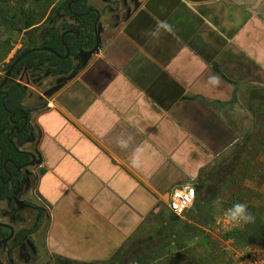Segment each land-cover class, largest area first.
I'll list each match as a JSON object with an SVG mask.
<instances>
[{"label":"crops","instance_id":"obj_1","mask_svg":"<svg viewBox=\"0 0 264 264\" xmlns=\"http://www.w3.org/2000/svg\"><path fill=\"white\" fill-rule=\"evenodd\" d=\"M138 3L97 50L73 60L75 72L57 75L41 106L25 104L36 140L20 149L37 157L29 170L47 208L43 248L66 259H110L173 188L193 184L238 140L224 106L196 96L231 101L236 80L222 57L245 48L241 29L259 26L264 0ZM160 22L171 31L150 36Z\"/></svg>","mask_w":264,"mask_h":264},{"label":"rangeland","instance_id":"obj_2","mask_svg":"<svg viewBox=\"0 0 264 264\" xmlns=\"http://www.w3.org/2000/svg\"><path fill=\"white\" fill-rule=\"evenodd\" d=\"M64 1L18 0L10 4L11 8H8L4 14L10 22L3 24L0 18V80L5 77L14 59L32 48L34 44H41L48 29L55 26L62 31L61 25L64 22L76 25V21L64 11L60 13L55 11ZM89 4L100 11L99 35L102 40L108 37L115 25L127 17L131 10L137 8L139 3L138 0H127V5L124 0H89ZM25 11L27 13H24ZM262 11L264 14V10ZM42 12L46 15L40 24L28 32L18 31L26 17L38 16ZM246 20L250 23L252 19L247 17ZM257 20L259 26L255 25L252 28L244 25L241 29L243 34L239 36L243 38L245 48L238 52L233 51L235 54L229 50L227 56L222 57L224 71L235 78L239 90L236 101L231 102V99V104L224 106L221 111L224 120L236 130L238 140L233 147L204 170V175H209L215 166L231 158L236 147L242 146L251 138L252 142L246 149L237 176L232 182L222 186L217 196L207 195L205 191L207 184L203 185L197 178L193 182L197 195L195 204L183 217L174 214L166 205L167 201L165 204H159L160 212L149 216L133 236V239L142 238L145 242L142 248L135 252L138 254L129 258L128 264H264L263 244L251 230L249 231V228L248 232H245L249 223L236 224L225 220V213L233 204L244 203L249 212L255 216V222L258 221L259 216L264 221V123L257 118L258 104L252 96L253 92L264 88V18L260 16ZM251 30L258 32V35L255 32L251 34ZM236 34L234 30H229L230 38H234ZM73 60L76 63L81 62L75 57ZM48 71V68H40L32 64H25L18 70L15 80L31 90L24 101L30 107L37 104L41 106L42 101L39 97L43 96V91L50 90L53 85L63 81L62 76H50ZM36 80L38 82L41 80L42 85L35 84ZM32 175H30L31 182L21 187L20 200H27L35 206L30 208L26 205L21 211L24 217L35 216L39 224L40 232L36 234L37 263L100 264L99 262H104L71 260L44 250L47 208L34 195L32 184L35 180ZM261 236L264 237V234Z\"/></svg>","mask_w":264,"mask_h":264},{"label":"trees","instance_id":"obj_3","mask_svg":"<svg viewBox=\"0 0 264 264\" xmlns=\"http://www.w3.org/2000/svg\"><path fill=\"white\" fill-rule=\"evenodd\" d=\"M17 1L18 0H0V18L3 24L10 22L4 15L5 11H7L8 8H11L10 4H12L13 2L16 3ZM70 1L72 0H65L60 6H58L55 11L58 13H60V11H64L69 17L73 18L76 21L77 25L75 29L80 31V36L77 37L75 33H68L65 35L63 41V33L67 30L72 29L74 26L70 23L64 22L61 25L62 31L58 27H51L46 31L41 44H34L32 48L49 47L54 49L56 53L60 54L61 56H65L67 48H69L71 56L68 58H60L57 55L47 51L34 52L29 54L28 56L23 58L22 61L16 66L12 73L11 79L2 89L4 93H0V132L3 128L9 130V127H11L10 116L12 114H14V120L19 121L18 128L21 130V132L19 133L15 132L14 135L10 138H8L7 133L0 134V172H4L2 166L3 162L7 159H11L19 166L25 163L27 164L31 160V157L27 154L20 153L17 149L20 150V147L23 144L31 143L36 140V131L31 125H28L26 128L22 129L25 124L24 117L26 116L30 120V113L25 107L24 101L30 95L31 90L27 86L15 80L18 70L25 64H32L40 68H48L49 74L53 76L68 75L75 72L72 56H76L77 51L80 49L85 52L93 50L97 44V31H95V22L100 14L98 15V13L95 11L96 8L89 4V0H82L80 2L74 3L71 10L68 7ZM24 13L27 12L25 11ZM75 14H80V16L76 17ZM45 15V12H42V14H39L38 16L29 15L28 17H26L23 25H21L18 31L22 32L27 30L26 32H28L34 26L40 24L45 19ZM99 28L100 23H98L97 30ZM83 36L86 38L81 41V38ZM26 51H24L23 53H25ZM7 53H9V51ZM3 79L4 78L0 80V85ZM36 83H39L38 80L35 81V84ZM5 95L7 96L5 97ZM252 96L253 100L258 104L257 118L264 123V88L256 90L252 93ZM197 98L211 107L214 105L228 106L231 104L230 101L208 102L203 97L196 96V99ZM251 142L252 139L249 138L242 146L236 147V151L233 153L231 158L227 162L225 161L215 166L209 175H204V171L201 172L198 179L201 180L203 185L207 184V189L205 190L207 195L217 196V194L220 192L219 189L222 186L232 182L234 177L237 176L240 167L243 164L242 162L244 159V155L246 154V149L249 147ZM12 171L18 173L15 167L12 168ZM21 177L22 174L18 173L19 180L21 179ZM8 195L9 194L6 192L3 194V196ZM158 211L160 212V210H157L156 213H158ZM40 218H42V215ZM263 225V218L259 216L258 221L249 223L245 232L247 233L249 228V231L251 230L253 235H255V237L259 239L264 246V237L261 236V234H264ZM144 242L145 239L142 238L131 239L127 241L121 247V249H119V251H117V253H115L109 260L99 263L128 264L129 258L133 257V255L135 256V254H138L135 252L138 249L142 248Z\"/></svg>","mask_w":264,"mask_h":264},{"label":"flooded vegetation","instance_id":"obj_4","mask_svg":"<svg viewBox=\"0 0 264 264\" xmlns=\"http://www.w3.org/2000/svg\"><path fill=\"white\" fill-rule=\"evenodd\" d=\"M124 3L127 5V0H124ZM75 15L77 17L80 14ZM76 26L77 25H74L72 29L76 36L79 37L80 31L75 29ZM95 31L97 30L95 29ZM99 33L98 29L97 35H99ZM85 38L86 37L83 36L81 41ZM78 51L76 56H72V60L74 57L81 60V54L84 53V51L81 50L80 54H78ZM40 82L41 80H39V85ZM0 93L4 92L2 91ZM18 123L16 126H18ZM10 125L11 127H9V130L3 128L0 134L7 133L8 138H10L15 132H21L19 128H16L15 124L11 123ZM28 125L29 119L27 126ZM10 165L12 168L15 167L18 173L22 174L20 180L18 178V173L12 171ZM2 167L4 172H0V264H39L37 263L38 258L36 256L38 252L36 234L40 232L38 228L39 224H37L35 216L32 215L31 217L27 215V217H24V213L21 211V208L26 205L30 208H35L32 202L29 203L27 200H20L21 187L23 188L31 182L30 166H26V163L19 166L11 159H7L3 162ZM5 192L9 195L3 196Z\"/></svg>","mask_w":264,"mask_h":264},{"label":"water","instance_id":"obj_5","mask_svg":"<svg viewBox=\"0 0 264 264\" xmlns=\"http://www.w3.org/2000/svg\"><path fill=\"white\" fill-rule=\"evenodd\" d=\"M80 1H82V0H72V1H70L69 4H68L69 9L71 10L72 5H73L74 3H76V2H80ZM95 11H96V12L98 13V15H99V13H100L99 10H95ZM78 16H80V15H78ZM98 23H99V16L97 17V20H96V22H95V29H96V30H97ZM68 33H74V30H73V29H70V30L65 31V32L63 33V35H62V40H63V41H64V38H65V35L68 34ZM78 33H79V32H78ZM97 33H98V30H97ZM100 44H101L100 35H97V44H96L95 48H94L93 50L88 51V52H85V51H84V53L91 54L93 51H95V50H97V49L99 48ZM40 51H47V52H50V53H52V54L57 55V56L60 57V58H68V57H70V54H71L69 48H67V52H66V55H65V56H61L60 54L56 53V51H55L54 49L49 48V47H43V48H42V47H39V48H32V49L26 51L25 53H23L22 55H20L17 59H15V60L11 63V65H10V67H9V69H8V71H7V73H6L5 77H4V79H3L2 83H1V85H0V92H2V89L6 86V84L8 83V81L11 79V76H12V73H13L14 69H15L16 66L22 61V59L25 58L26 56H28V55L31 54V53H34V52H40ZM80 53H81V50L78 51V54H80ZM213 69H214L217 73L221 74V76H222L224 79H226V77L221 73V70H220V68H219V65H218L216 62L213 64ZM226 80H227V79H226ZM228 81H229V80H228ZM229 82L232 83L231 81H229ZM56 88H57V87H54L53 89H51V90H49V91H46V92L44 93V95H46V96L50 95L52 91H55V90H56ZM238 90H239V87L236 85L235 88H234L233 96H232V102H235V101H236ZM6 96H7V95H5V97H6ZM24 120H25V125H24L23 128H25V127L27 126V124H28V118L25 116V117H24ZM10 121H11V123L15 124V126H16V124L19 122V121H17V120H14V115H12V116L10 117ZM16 128H18V126H16ZM16 149H17V148H16ZM17 150H18L20 153L27 154V155H29V156L32 158L31 161H29V162L26 164V166H32V165H34V164L36 163L37 157H36L35 153L28 152V151H23V150H19V149H17Z\"/></svg>","mask_w":264,"mask_h":264},{"label":"clouds","instance_id":"obj_6","mask_svg":"<svg viewBox=\"0 0 264 264\" xmlns=\"http://www.w3.org/2000/svg\"><path fill=\"white\" fill-rule=\"evenodd\" d=\"M164 29L167 31H171V26L167 22H160L158 23L155 30L149 33L152 37H157L160 34V30ZM208 84L212 86H217L220 84V79L218 76H209L208 77ZM130 139V138H129ZM118 144L121 148H127L128 147V141L124 139H120L118 141ZM139 149H137V152ZM133 165H135L136 160L135 157H133L132 160ZM195 179V177H193ZM225 220L226 222L230 223H254L255 222V216L249 212L248 207L244 203H235L232 205L231 208H229L225 213Z\"/></svg>","mask_w":264,"mask_h":264},{"label":"built area","instance_id":"obj_7","mask_svg":"<svg viewBox=\"0 0 264 264\" xmlns=\"http://www.w3.org/2000/svg\"><path fill=\"white\" fill-rule=\"evenodd\" d=\"M196 188L193 184H184L173 188L168 198V208L177 216L183 217L194 206Z\"/></svg>","mask_w":264,"mask_h":264}]
</instances>
